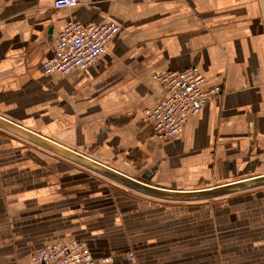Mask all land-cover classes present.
Segmentation results:
<instances>
[{
    "label": "crops",
    "instance_id": "0c3cea01",
    "mask_svg": "<svg viewBox=\"0 0 264 264\" xmlns=\"http://www.w3.org/2000/svg\"><path fill=\"white\" fill-rule=\"evenodd\" d=\"M53 1L0 0V117L130 178L152 168L167 191L264 176V0ZM69 20L119 32L91 67L45 75ZM192 67L221 93L158 139L144 114L161 96L153 77ZM70 239L106 264H264V185L152 198L0 128V264Z\"/></svg>",
    "mask_w": 264,
    "mask_h": 264
},
{
    "label": "built area",
    "instance_id": "2783aa9c",
    "mask_svg": "<svg viewBox=\"0 0 264 264\" xmlns=\"http://www.w3.org/2000/svg\"><path fill=\"white\" fill-rule=\"evenodd\" d=\"M78 0H54V9H71ZM119 32L112 22L83 26L69 20L55 34L54 51L43 65V73L66 74L94 65ZM160 85L161 96L154 108L145 111V121L153 135L169 140L185 123L198 115L210 99L220 95L218 87L204 89V77L197 68L164 72L153 77ZM131 259L132 255L129 254ZM110 257L94 259L87 245L70 239L40 247L32 264H106Z\"/></svg>",
    "mask_w": 264,
    "mask_h": 264
},
{
    "label": "water",
    "instance_id": "95a60500",
    "mask_svg": "<svg viewBox=\"0 0 264 264\" xmlns=\"http://www.w3.org/2000/svg\"><path fill=\"white\" fill-rule=\"evenodd\" d=\"M0 128L4 129L12 134H15L19 137H22L36 145L45 148L46 150L53 152L59 156L66 158L67 160L113 182L126 189L135 191L137 193L169 201H201L208 200L224 195L252 189L255 187L264 185V176L256 177L255 179H250L247 181H240L236 183H230L226 185H221L217 187H212L204 190H196L190 192H176V191H167L164 189H159L150 185L152 178V172L154 169L145 170L139 178L134 179L130 178L118 171H115L105 165H102L96 161H93L90 158H87L83 155H79L68 149L60 147L48 140H45L34 133H31L22 127L11 123L2 117H0Z\"/></svg>",
    "mask_w": 264,
    "mask_h": 264
}]
</instances>
